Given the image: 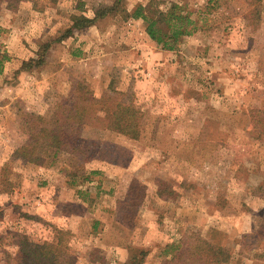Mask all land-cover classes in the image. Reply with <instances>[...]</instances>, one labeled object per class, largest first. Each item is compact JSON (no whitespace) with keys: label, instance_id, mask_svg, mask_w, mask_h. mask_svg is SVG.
Masks as SVG:
<instances>
[{"label":"rangeland","instance_id":"374dc122","mask_svg":"<svg viewBox=\"0 0 264 264\" xmlns=\"http://www.w3.org/2000/svg\"><path fill=\"white\" fill-rule=\"evenodd\" d=\"M150 1L164 11L178 5L197 32L168 51L141 19L107 16L23 70L41 42L71 26V14L93 16L112 0H23L15 10L0 3V55L8 57L0 74V264H20L21 241L59 243L60 230L71 264H124L141 251L142 264H165L172 247L196 237L228 250L226 264H264V134L251 113L264 111V0L125 7ZM78 81L111 105L138 109L139 138L92 119L75 147L55 156L41 139L43 164L17 155L41 128L65 124L54 112ZM161 182L170 187L159 191Z\"/></svg>","mask_w":264,"mask_h":264},{"label":"trees","instance_id":"16d2710c","mask_svg":"<svg viewBox=\"0 0 264 264\" xmlns=\"http://www.w3.org/2000/svg\"><path fill=\"white\" fill-rule=\"evenodd\" d=\"M8 2L10 8L17 9L20 2L23 0H0ZM158 4L150 1L149 4L138 5L133 12H128L125 7V0H112L109 5H99L93 11V16H87L84 13L71 14V26L58 38L46 40L40 43L36 57L30 58L22 62L20 70L25 68L37 67L43 65L48 58V51L52 44L61 42L66 37L72 36L74 31H80L89 28L97 23L99 19L107 16L121 15L125 19H141L145 24V31L151 40L155 41L160 48L168 51H175L184 36L192 35L198 30V24L188 13H183L178 5L174 4L164 11L159 9ZM82 11L83 7L80 6ZM2 29H0L1 32ZM79 55V54H75ZM6 55H0V74L3 73ZM19 71V70H18ZM107 97H96L88 84L84 82H76L70 95V103H60L57 110L54 112L56 121H65V124L57 126L59 131L48 130L41 128L39 133L33 134L32 139L25 145L16 150V154L22 156L36 164H43L45 157L36 153L39 141L49 140L48 147L55 148V156L62 149H67V146H74L80 137L82 128L91 123L92 119H99L103 122V127L122 133L130 138L137 139L140 136L141 125L138 109L131 105L117 103L111 105ZM114 106V107H113ZM103 113V116L98 114ZM252 120L255 125L260 126V132L264 134V111L255 109L251 111ZM42 118V117H41ZM62 123V122H61ZM62 125V126H61ZM68 129L70 132H65ZM261 136V134H260ZM44 143V142H43ZM134 184V183H133ZM165 186L170 187L167 183L161 182L158 188ZM138 205L144 197V190L140 191ZM133 193V192H132ZM131 191L128 193L127 203L130 205L129 199ZM127 206V205H125ZM59 243L53 244L50 242L36 243L32 241H21L19 244L18 258L20 264H71L72 258L69 254L70 246L63 244V235L68 232L60 230ZM192 245L185 243L172 247L171 259L165 261V264H226L231 260V253L220 245H216L204 238H194ZM184 248V249H183ZM144 251L139 254H134L127 263L124 264H142Z\"/></svg>","mask_w":264,"mask_h":264},{"label":"crops","instance_id":"0c3cea01","mask_svg":"<svg viewBox=\"0 0 264 264\" xmlns=\"http://www.w3.org/2000/svg\"><path fill=\"white\" fill-rule=\"evenodd\" d=\"M91 17V16H90ZM93 28L90 27V30H92ZM92 33L94 32L93 30L91 31ZM89 38H91L89 35H88Z\"/></svg>","mask_w":264,"mask_h":264}]
</instances>
